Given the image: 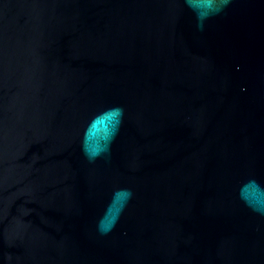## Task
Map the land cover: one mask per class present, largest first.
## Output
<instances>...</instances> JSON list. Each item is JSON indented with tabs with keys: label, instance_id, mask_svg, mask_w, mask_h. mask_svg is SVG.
<instances>
[{
	"label": "water",
	"instance_id": "95a60500",
	"mask_svg": "<svg viewBox=\"0 0 264 264\" xmlns=\"http://www.w3.org/2000/svg\"><path fill=\"white\" fill-rule=\"evenodd\" d=\"M0 264H264V0H0Z\"/></svg>",
	"mask_w": 264,
	"mask_h": 264
}]
</instances>
